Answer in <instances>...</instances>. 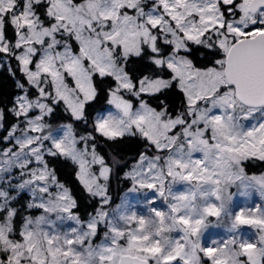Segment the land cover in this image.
I'll return each mask as SVG.
<instances>
[{"label": "snow or ice", "instance_id": "snow-or-ice-1", "mask_svg": "<svg viewBox=\"0 0 264 264\" xmlns=\"http://www.w3.org/2000/svg\"><path fill=\"white\" fill-rule=\"evenodd\" d=\"M0 264H264V0H0Z\"/></svg>", "mask_w": 264, "mask_h": 264}]
</instances>
